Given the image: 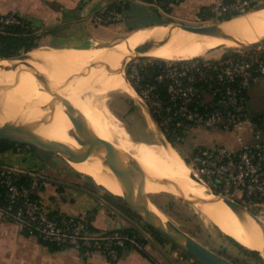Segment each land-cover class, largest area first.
Returning <instances> with one entry per match:
<instances>
[{
    "label": "built area",
    "instance_id": "obj_1",
    "mask_svg": "<svg viewBox=\"0 0 264 264\" xmlns=\"http://www.w3.org/2000/svg\"><path fill=\"white\" fill-rule=\"evenodd\" d=\"M156 5L157 0H148ZM180 3L181 0H172ZM263 0H217L210 17L201 22L218 23L223 18L247 13ZM124 19L111 9L101 18L104 24ZM15 13L0 15V32L20 24ZM200 22V23H201ZM161 60L156 73L145 69ZM126 78L151 110L169 144H184L188 128L203 127L231 132L237 148L222 144L196 145L185 156L195 177L216 192L255 214L264 212V118L251 117L248 107L252 83L264 78V49L255 46L217 58L207 56L187 60L147 59L139 57L126 67ZM252 138V142L247 138ZM40 184L32 178L22 182L19 173L0 168V215L39 241L72 249L89 256L101 255L110 262L119 260L128 246L142 251L144 243L137 235L123 230L99 231L94 215H64L49 210L39 198ZM256 215V214H255ZM149 240L150 232H141Z\"/></svg>",
    "mask_w": 264,
    "mask_h": 264
},
{
    "label": "bare ground",
    "instance_id": "obj_2",
    "mask_svg": "<svg viewBox=\"0 0 264 264\" xmlns=\"http://www.w3.org/2000/svg\"><path fill=\"white\" fill-rule=\"evenodd\" d=\"M252 11L222 21L220 27L229 33H239L248 40L263 36L264 10ZM163 35L170 39L150 50L141 51L140 55L164 60H187L200 57L225 41H228L227 46L238 43V40L225 36L183 32L174 25H168L137 30L133 34V42L109 50L61 47L32 50L16 59L4 61L5 65L22 72L23 76L16 90L0 89V135L23 139L47 137L49 140L41 144L42 149L62 152L69 158L68 143L76 145V142L68 136L72 124L65 111L78 118L103 143L110 176L102 173L100 162H69L75 171L92 176L97 183L117 194L121 193L120 184L144 188L172 178L177 181V185L167 189L169 192L204 212L225 234L245 245L264 249V226L244 207L235 203L228 207L223 202L214 205L200 202L206 196L204 190L189 178L190 171L179 160L175 150L162 143L125 141L126 144L122 145L120 142L118 123L105 99L112 91L124 90L132 96L135 92L121 69L96 67L120 65L130 57L133 47L146 39ZM86 70L91 72L85 73ZM13 72H8L7 77L11 78ZM36 95L59 109L51 124L33 119L41 113L38 107L31 109L27 117L17 115L20 106ZM125 164L130 166L133 175L126 173Z\"/></svg>",
    "mask_w": 264,
    "mask_h": 264
},
{
    "label": "crops",
    "instance_id": "obj_3",
    "mask_svg": "<svg viewBox=\"0 0 264 264\" xmlns=\"http://www.w3.org/2000/svg\"><path fill=\"white\" fill-rule=\"evenodd\" d=\"M216 1L182 0L172 5L170 12H166L160 3L151 5L147 0H0V15L13 12L29 21L37 31H42L44 38L55 44L48 48L89 50L93 45L88 44H92L96 33L104 31L101 18L113 5L123 7V20L135 23L124 33L128 36L137 30L168 22H201V9L211 7ZM259 46L264 49V43ZM128 94L136 101L134 93V97ZM248 100L250 116L264 118V78L252 83ZM141 111L148 123L142 108ZM198 128L188 130L197 133ZM203 129H206V136L194 142L187 152L196 145L222 144L231 149L237 148L235 136L231 132ZM128 134L130 136L126 139L136 140L131 133ZM247 140L253 141L250 137ZM0 168L29 174L40 180L39 198L51 211L68 216L91 213L94 215V227L99 231L115 230L117 222L122 221L116 211L123 213V206L115 207V204L102 197L106 193H101L94 185L97 191L87 188L88 179L71 169L60 156L52 154L36 158L30 153L8 150L0 154ZM124 225L128 227V224ZM159 249L150 242L144 244L142 251L128 246L121 251L118 261L110 262L101 255L89 256L72 249H53L26 234L19 226L4 221L0 215V264H199L171 243ZM167 252L172 255L169 256Z\"/></svg>",
    "mask_w": 264,
    "mask_h": 264
},
{
    "label": "water",
    "instance_id": "obj_4",
    "mask_svg": "<svg viewBox=\"0 0 264 264\" xmlns=\"http://www.w3.org/2000/svg\"><path fill=\"white\" fill-rule=\"evenodd\" d=\"M221 22L222 21L218 23L199 24V25L189 24V23H184V22H168V23L161 24V25L162 26L174 25L177 28L181 29L183 32L189 31L192 33H199V34H213V35L225 36L229 39L238 40V43L241 44V46H243L242 48L244 49L252 48V47H255V46H258L264 43V35L258 36L253 40H248L244 38L242 35H240L239 33H229L225 31L222 27H220ZM168 39H170V37L164 36V35L146 39L132 48L130 57L126 61H124L122 64L116 65L115 67H112L109 64H106L102 66H97L96 68H103L106 70H111L113 68L126 69L127 65L131 61L142 56L140 55L141 51L150 50L158 46L161 42L166 41ZM227 43L228 41H225L223 44L213 49H210L209 51H207L206 55L214 50L222 49L226 47ZM19 56L10 57V58H0V89L16 90V88L19 86L22 80L23 73L15 71L14 69L4 64V61L13 60V59L18 58ZM11 71H14L13 76L9 78L7 77V73ZM90 72H91L90 70L85 71V73H90ZM39 91L41 92V89H39ZM134 98L136 99L138 104H140L142 110L145 112L146 117L149 123L151 124V127L155 135L157 136L158 140L160 141V143L165 144L168 148L175 150L171 146V144H169L167 139L164 137L156 121V118L154 117L150 108L142 100H140L137 97V95ZM34 107H38L41 110V113L33 117V119L38 122L44 123L46 125L52 123L55 115L59 111V109L55 108L46 99H44L43 97L39 95H36L32 97V99H30L29 101H26L23 105L20 106V109L17 115L20 117H27L29 111L33 109ZM64 113L67 115V117L69 118L72 124V127L67 132L68 136L71 137L76 142V145L72 143H68L67 155L69 158H66L62 154V152L56 153V152L46 151L42 149L40 146L41 144L49 140L47 137L23 139V138L15 137L12 135H5V136L0 135V140L12 142V143L31 145V146L37 147L38 149L42 151H46L52 154H59L69 162H76V163L83 162V161H88L90 163L100 162L102 166V173L107 176H110L108 160L105 155V148H104L103 143L100 140H98L90 132V130L86 127V125H84L78 118L73 117L72 115L68 114L65 111ZM176 153H177L179 160L187 167V169H189L190 171L189 178L192 181H194L195 184H197L199 187H201L204 190V193L206 196L200 199V202L202 204L214 205V204L223 202L228 207H230L231 203H235L239 206H242L239 203L228 199L227 197L221 195L220 193L216 192L209 186L202 183L191 172L186 160L182 158V156L178 153V151H176ZM125 170H126V173H128V175H133L132 169L130 168L129 165L125 164ZM76 172L80 174L81 176H83L84 178L88 179L98 190L123 202L132 211V213H134L140 219V221L144 225L151 227L152 229L157 231L159 234L166 237L169 241H171L179 249H181L183 252H185L190 257H192L199 264H235L234 262L226 259L225 257L203 246L201 243H199L198 241L190 237L188 234H186L184 231H182L170 219H168L167 216L150 200L148 195L151 193L148 192L147 188H136V187L131 186L130 184H120L119 187L121 189V193L117 194V193H113L112 191H110L106 186L97 183L93 179L92 176L79 172V171H76ZM175 185H177V181L172 178H166V179L161 180L159 183H157V186L159 188H165V189H169ZM248 211L254 217L257 218V216L253 212H251L250 210ZM116 212L122 218V221H118L116 224L117 230L124 229L125 228L124 224H128L127 228L129 229L135 228L143 232L142 229L138 227L128 216L124 215L121 212H118V211ZM228 236L234 239L242 247L246 248L249 251L254 252L264 262V249H257V248L245 245L241 241H239L237 238L231 235H228ZM148 242L156 246L152 238H149ZM159 250L161 251V249Z\"/></svg>",
    "mask_w": 264,
    "mask_h": 264
},
{
    "label": "rangeland",
    "instance_id": "obj_5",
    "mask_svg": "<svg viewBox=\"0 0 264 264\" xmlns=\"http://www.w3.org/2000/svg\"><path fill=\"white\" fill-rule=\"evenodd\" d=\"M263 5H264V0H263L262 6ZM261 10H264V7L258 10H254V11L251 10V11L258 12ZM129 22L130 21H127V20H122V21L112 23V24H104L102 22L101 24L105 26V28H103L104 31L103 33L101 31L96 33V35L93 38L92 44H88V45H93V47H90L89 49L109 50V49L114 48V46L118 47L119 45H122L124 43L133 42L134 32L128 36L124 35V33H126V31L129 30L130 26H133L135 24V23H129ZM189 24L199 25V24H212V23L210 22V19H209V22L207 23L205 21L201 23L197 22V23H189ZM156 27H162V25H157ZM35 33L38 35V38L36 39L38 48L36 49L48 48L49 46L55 45L54 43H50L46 38H44L41 35L42 31L36 30ZM62 39L66 40L67 38H62ZM237 44L233 46H226L222 49L214 50L210 52L209 54H207L208 56L206 55V53H203L199 56H207L209 58H213V57L216 58L220 56L221 54L244 49L242 48L243 46H241V44L239 43ZM141 57H146L147 59H155L154 57H149V56H141ZM121 71L126 77L125 75L126 70L121 69ZM105 102L109 110L119 120L118 121L116 119L118 123V129L120 132V136H121L120 142L122 145L126 144L125 141H138L141 143H148V144H159L160 143V141L158 140L157 136L155 135L151 127V124L149 123V121L148 123L146 122L145 116L143 115V112L141 111L140 104H138L136 101H133L131 96L128 93H126L124 90L109 92L106 96ZM194 128H198V127H194ZM187 130L185 132L184 144L171 145L176 151H178V153L182 156L183 159L185 158L187 154L186 150H188L194 142H197L199 139H202L203 137L206 136V129H203V128H198L197 133L191 132L189 130L187 131ZM128 133H131L132 137H134L136 140L126 139V137L130 136ZM25 151L26 153H28L27 149H25ZM55 155L62 157L59 154H55ZM44 156H49V155L45 154ZM67 162L69 165V161ZM69 167L71 168L70 165ZM86 181H87L86 183L87 188L91 189L92 191H97L96 189H94L93 184L89 180H86ZM144 188H147L148 192L151 193L148 195L150 200L167 216L168 219H170L182 231H184L186 234H188L190 237H192L193 239L201 243L203 246H205L209 250L225 257L226 259L234 262L235 264H264V262L261 259L254 257L251 254H248L243 249H241L236 244H234L232 241H230L225 236L226 234L222 232L204 214V212L198 210L189 201L179 196H176L175 194H172L165 188H159L157 185H151V186L148 185ZM101 193H104V192H101ZM102 197H104L108 201H111L113 204H115L116 205L115 207L123 206L122 202L114 200L113 198L109 197L108 194H102ZM126 207L127 206L125 205V208ZM123 213L124 215L128 217L130 215L125 212ZM255 214L257 216V218L255 217L256 220L259 221V223L264 226V212L255 210ZM132 219L134 220L135 224L138 227L140 228L142 227L141 229H144V224L138 218H132ZM167 253L169 256L172 255V253L170 252H167Z\"/></svg>",
    "mask_w": 264,
    "mask_h": 264
},
{
    "label": "trees",
    "instance_id": "obj_6",
    "mask_svg": "<svg viewBox=\"0 0 264 264\" xmlns=\"http://www.w3.org/2000/svg\"><path fill=\"white\" fill-rule=\"evenodd\" d=\"M157 2L162 5V7L164 8V10L166 12L171 11L172 5L179 4V3L172 2V0H157ZM263 7H264V5L263 6L261 5L255 9H253V10H258L260 8H263ZM111 9H116V10L122 12L123 7L120 5H113L112 7L108 8L106 11H109ZM238 15H242V14H235V15L227 16V17L223 18L221 21H228L234 17H237ZM199 17L202 20L209 18L210 17V7L202 8L200 13H199ZM35 32H36V29L34 27H32L31 23L27 20H24V19H22L20 24H12V25L7 26V28L4 32H0V58H10V57L19 56V55H22L24 53L30 52V51L38 48V44L36 43V39L38 38V35ZM231 54H233V52H228V53H225V56H228ZM161 64H163V61L154 60V65L147 67L145 69V71L149 74H154V73H156L159 65H161ZM166 138L169 141H171L168 135H166ZM25 149H27L28 153H30L32 156H34L36 158H41L45 154L49 155V156L52 155V153L42 151V150L38 149L37 147L31 146V145L12 143V142H8V141L0 140V154L3 152H6L8 150H13L15 152L16 151L24 152ZM19 177H20L22 182H26V181H29L32 179V177L29 174H25V173H19ZM39 184H40V181H39ZM109 197L113 198L116 201H119L110 195H109ZM119 202H121V201H119ZM237 203L244 206L240 202H237ZM121 208H122L123 212L130 214L129 216L131 218H138L134 213H132V211L129 208H127V207L125 208L124 203H123V207H121ZM144 229L147 230L148 232H150L152 240L158 248H161V246H163L166 243H171L174 248H178L175 244H173L166 237L162 236L161 234H159L157 231H155L151 227L144 225ZM120 230H123V231H125L129 234H132V235H137L138 237L141 238V241L144 244L149 243L148 240H146L142 237L141 231H139L135 228H132V229L124 228V229H120ZM225 236L230 241H232L234 244H236L238 247H240L245 252H247L248 254H251L254 257L259 258L254 252L249 251L246 248L242 247L234 239H232L230 236H228V235H225ZM41 243H44V242H41ZM44 244L50 245L53 249H59L57 246H55L53 244H49V243H44ZM184 254L188 255L185 252H184Z\"/></svg>",
    "mask_w": 264,
    "mask_h": 264
},
{
    "label": "flooded vegetation",
    "instance_id": "obj_7",
    "mask_svg": "<svg viewBox=\"0 0 264 264\" xmlns=\"http://www.w3.org/2000/svg\"><path fill=\"white\" fill-rule=\"evenodd\" d=\"M129 218L134 222V220L129 216ZM135 223V222H134ZM142 228V227H141ZM143 230V229H142ZM143 231H145V229L143 230Z\"/></svg>",
    "mask_w": 264,
    "mask_h": 264
}]
</instances>
